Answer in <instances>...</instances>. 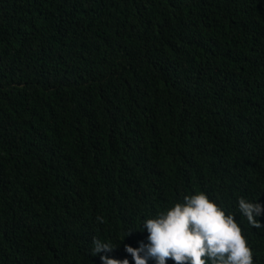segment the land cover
I'll use <instances>...</instances> for the list:
<instances>
[{"label": "trees", "instance_id": "obj_1", "mask_svg": "<svg viewBox=\"0 0 264 264\" xmlns=\"http://www.w3.org/2000/svg\"><path fill=\"white\" fill-rule=\"evenodd\" d=\"M193 191L264 264V0H0V264H132Z\"/></svg>", "mask_w": 264, "mask_h": 264}, {"label": "clouds", "instance_id": "obj_2", "mask_svg": "<svg viewBox=\"0 0 264 264\" xmlns=\"http://www.w3.org/2000/svg\"><path fill=\"white\" fill-rule=\"evenodd\" d=\"M236 207L249 225L260 227L257 218L262 209L256 199L238 197ZM133 231H144L146 236L135 247L124 244L132 264H166V258L174 264H254L234 215L226 214L203 191H193L179 202L141 217L139 230H127L115 245L108 240H94L93 256L111 252ZM99 259L101 264H129L127 256L115 259L102 254Z\"/></svg>", "mask_w": 264, "mask_h": 264}]
</instances>
